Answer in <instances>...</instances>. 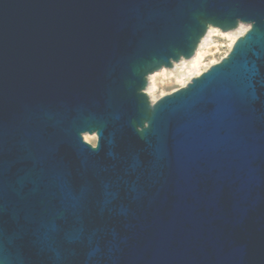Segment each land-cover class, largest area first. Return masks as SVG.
I'll return each instance as SVG.
<instances>
[{"label": "water", "instance_id": "1", "mask_svg": "<svg viewBox=\"0 0 264 264\" xmlns=\"http://www.w3.org/2000/svg\"><path fill=\"white\" fill-rule=\"evenodd\" d=\"M0 262L264 264V0H0Z\"/></svg>", "mask_w": 264, "mask_h": 264}, {"label": "bare ground", "instance_id": "2", "mask_svg": "<svg viewBox=\"0 0 264 264\" xmlns=\"http://www.w3.org/2000/svg\"><path fill=\"white\" fill-rule=\"evenodd\" d=\"M249 27L247 25L240 24L238 29L231 32H222L218 28L210 27L208 29L207 35L201 41L195 56L191 60H180V62L175 63L172 69H162L159 72L152 74L149 77V86L146 90V93L151 97V100L154 101L153 97L150 95V91H152L154 87V78L158 75H162L166 79L174 78L177 81H180L182 86L186 85L193 77H196L202 73L200 70V64L202 62L204 56V50L210 49L211 44H213V37L218 35L227 37L231 43L230 47L235 43V41L242 36ZM206 53V52H205ZM215 64V62L211 63L208 68ZM85 141L89 142L93 139V137L89 135H85Z\"/></svg>", "mask_w": 264, "mask_h": 264}, {"label": "rangeland", "instance_id": "3", "mask_svg": "<svg viewBox=\"0 0 264 264\" xmlns=\"http://www.w3.org/2000/svg\"><path fill=\"white\" fill-rule=\"evenodd\" d=\"M212 40H213V44H211L210 49H206L203 51L204 56L200 64V70L202 72L207 70L208 69L207 66H209L211 63L213 62L218 63L223 57H225L229 53L231 48L230 47L231 41L227 37L218 35L216 37H213ZM154 84L155 85L152 91H150V95L153 97L154 101L182 87L180 81H177L174 78L166 79L162 75H158L154 78ZM89 136L93 137V139L90 140L88 143L95 145L96 137L92 135Z\"/></svg>", "mask_w": 264, "mask_h": 264}, {"label": "snow or ice", "instance_id": "4", "mask_svg": "<svg viewBox=\"0 0 264 264\" xmlns=\"http://www.w3.org/2000/svg\"><path fill=\"white\" fill-rule=\"evenodd\" d=\"M0 264H2V262H0Z\"/></svg>", "mask_w": 264, "mask_h": 264}]
</instances>
